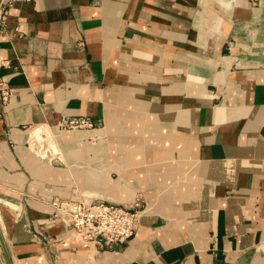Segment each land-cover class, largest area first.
Instances as JSON below:
<instances>
[{"label": "crops", "instance_id": "0c3cea01", "mask_svg": "<svg viewBox=\"0 0 264 264\" xmlns=\"http://www.w3.org/2000/svg\"><path fill=\"white\" fill-rule=\"evenodd\" d=\"M2 2L0 191L24 183L21 212L0 195L13 264H234L264 243V0ZM77 117L100 141L58 130ZM138 197L118 247L89 251L51 218L54 198Z\"/></svg>", "mask_w": 264, "mask_h": 264}, {"label": "built area", "instance_id": "2783aa9c", "mask_svg": "<svg viewBox=\"0 0 264 264\" xmlns=\"http://www.w3.org/2000/svg\"><path fill=\"white\" fill-rule=\"evenodd\" d=\"M8 10L0 4V34L5 29ZM8 92L3 89L1 98L5 100ZM96 123L89 118L77 117L63 119L59 127L65 130L93 129ZM51 218L61 220L68 227L71 239L87 248L104 250L122 246L129 241L138 229L140 214L143 212L140 197L130 206L113 203L83 202L76 199L54 198L50 201Z\"/></svg>", "mask_w": 264, "mask_h": 264}, {"label": "rangeland", "instance_id": "374dc122", "mask_svg": "<svg viewBox=\"0 0 264 264\" xmlns=\"http://www.w3.org/2000/svg\"><path fill=\"white\" fill-rule=\"evenodd\" d=\"M68 132V131H67ZM86 132V133H85ZM90 133V134H89ZM104 133V129H96L95 131H89V132H87V131H81L80 133H76V132H73L72 134H77V135H84V136H86L85 137V139H87V138H91V139H93V138H98L99 140L98 141H100V139L102 138V134ZM97 145H100V143L99 144H97ZM31 147V146H30ZM29 147V148H30ZM96 148H98L99 149V147H96ZM48 156H52V154H49L48 153ZM54 165V166H59V162L56 160V158H55V156H54V154H53V156H52V158L50 159V165ZM52 167V166H51ZM53 168V167H52ZM0 171H3V170H0ZM3 173L4 174H6V175H11V174H8L7 172H5V171H3ZM37 176H39V175H37ZM2 179H5V181H7L6 180V178H2ZM8 182V181H7ZM25 182V181H24ZM9 183V182H8ZM12 184V183H11ZM24 184V183H23ZM23 184L22 185H14L13 184V186L15 187V188H17V192L15 191V192H13V191H9V192H11V194H12V196H13V198L14 199H17V200H19V193H20V191H21V189H22V187H23ZM37 184L38 183H30L28 186H29V191L30 192H35V188H37ZM4 190H6V189H4ZM25 194V193H24ZM22 198H25V196L23 195V196H21ZM142 201V200H141ZM142 207L144 208V206H143V204H142ZM15 210H17V211H22V206H21V204H20V202H19V206H18V208H16ZM1 220V219H0ZM0 223H1V221H0ZM0 231H1V229H0ZM1 234H2V232H1ZM3 236V235H2ZM3 240H4V238H3ZM43 243H45V244H47L48 246H52L53 244H56L55 243V241H54V239L53 238H48V237H45V239H42L41 240ZM4 242H5V240H4ZM31 242H35L32 238H31ZM5 246H6V248H7V245H6V243H5ZM7 251H8V248H7ZM8 255H9V252H8ZM9 257H10V255H9ZM44 257H45V255H44ZM10 260H11V258H10ZM11 263H12V260H11ZM23 263V262H22ZM0 264H7V262H6V259H5V256H4V254H3V252H2V249H1V246H0ZM13 264V263H12ZM17 264V263H16ZM59 264H63V263H59Z\"/></svg>", "mask_w": 264, "mask_h": 264}, {"label": "water", "instance_id": "95a60500", "mask_svg": "<svg viewBox=\"0 0 264 264\" xmlns=\"http://www.w3.org/2000/svg\"><path fill=\"white\" fill-rule=\"evenodd\" d=\"M0 246H1L2 252L5 256L7 264H12L10 257L8 255V251H7V248L5 246V242L3 240V236L1 234V231H0ZM113 247H115V246H113ZM116 247H118V246H116ZM260 254H264V243L255 245V246L243 251L239 255L237 261L234 264H251V262Z\"/></svg>", "mask_w": 264, "mask_h": 264}, {"label": "bare ground", "instance_id": "6f19581e", "mask_svg": "<svg viewBox=\"0 0 264 264\" xmlns=\"http://www.w3.org/2000/svg\"><path fill=\"white\" fill-rule=\"evenodd\" d=\"M216 1H218V3H225L226 2V0H216ZM59 131H88V130H90V129H85V130H65V129H58ZM96 130V129H95ZM94 131V130H93ZM46 136V135H45ZM78 137V136H77ZM85 137L86 136H83L82 137V139H85ZM0 195H4L5 197L7 196L10 200V202H11V200H12V203L13 204H11V205H13V206H17V204L19 203V200H17V199H14L13 198V196H12V194L11 193H4L3 191H0ZM50 208H51V210H52V207L50 206ZM140 216H141V214H140ZM1 221V220H0ZM76 244H78V245H82L83 247L85 246L84 244H82V243H80V242H78V241H76L75 242ZM89 251H93L94 249H92V248H89L88 249ZM94 252V251H93Z\"/></svg>", "mask_w": 264, "mask_h": 264}]
</instances>
